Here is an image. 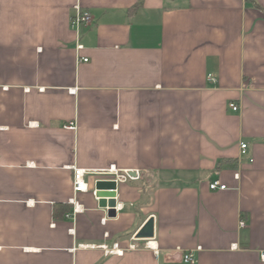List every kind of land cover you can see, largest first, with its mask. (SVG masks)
Masks as SVG:
<instances>
[{"label": "crops", "instance_id": "obj_1", "mask_svg": "<svg viewBox=\"0 0 264 264\" xmlns=\"http://www.w3.org/2000/svg\"><path fill=\"white\" fill-rule=\"evenodd\" d=\"M254 3L264 8L0 0V264H184L188 251L196 264H264V11ZM76 6L91 25L72 27ZM113 165L146 172L119 186L114 218L92 194L105 176L87 175V193L73 183L74 167ZM73 197L81 211L68 217ZM150 218L158 253L135 238ZM114 243L141 249L79 248Z\"/></svg>", "mask_w": 264, "mask_h": 264}, {"label": "built area", "instance_id": "obj_2", "mask_svg": "<svg viewBox=\"0 0 264 264\" xmlns=\"http://www.w3.org/2000/svg\"><path fill=\"white\" fill-rule=\"evenodd\" d=\"M74 9L76 10V13L72 17V20H71V24H72L73 28L78 29L81 26H89L93 23V17L89 11L83 10L80 6H76V7H74ZM83 49H84V46L82 44L77 45L78 51H82ZM83 61L88 62V59H83ZM210 77L213 80V77L212 76H210ZM40 90H43V89H40ZM71 92L76 93V90L72 89ZM230 108L234 112H237L240 110V107L238 105H236L235 103H231ZM247 149H248L247 143H241L242 156L247 154ZM73 170H74V179H73L74 193L76 195L79 193H87L90 191L89 183L87 181V175L92 174V172L95 174H98V175L105 176L107 179L104 181L111 182V183H114L116 185L115 189L108 190L110 192L116 193V196L114 198H112L116 201V206L114 208H109V207L106 208V209H108V212L110 209H114L116 212V215L123 209V205L118 203L117 194H118L119 186L121 184L128 183L130 181H140L146 175V172H142L140 170L122 171V170L117 169V167L115 165H113L107 169L100 170V171H89L86 169H79L76 167H74ZM236 178H239V174L236 175ZM210 188L212 190H218V189L225 190V189H227V186L216 181V182H213L210 184ZM99 191L100 190L97 187L92 191V194L97 201H100L102 199L101 197L98 196ZM108 200H110V198H108ZM70 202H71V204L74 205V210L70 215H68V217H73V216L77 215L81 211V209H80L79 203L77 202L75 197H73L70 200ZM107 220H108V217L103 218L102 223L105 225ZM240 226L242 228H245V227H247V224L245 221H241ZM71 232L74 233V230H72ZM106 236L108 237L109 234L107 233ZM79 248L102 249V250H104V253L107 256H109V255L123 256L126 253V251H136V250L141 249V248L156 250V252L158 253V250L156 249V247H154L152 245V240H144V244L141 246V248L138 247L134 243L130 244L128 249H122L118 243H114L113 245H107V244H104V245H80ZM198 250H200V248ZM262 260L264 262V253L262 254ZM183 262H184V264H196L197 263L196 251L185 252L184 257H183Z\"/></svg>", "mask_w": 264, "mask_h": 264}, {"label": "water", "instance_id": "obj_3", "mask_svg": "<svg viewBox=\"0 0 264 264\" xmlns=\"http://www.w3.org/2000/svg\"><path fill=\"white\" fill-rule=\"evenodd\" d=\"M116 185L107 181H100L97 183V188L100 190L98 196L102 199L100 200L101 208H114L116 206V201L112 198L116 196L115 192H110L108 190L115 189ZM110 198V200H108ZM109 217H116V212L114 209H110L108 212ZM135 238L137 240H153L155 239V223L154 218H150L149 221L144 225V227L136 234Z\"/></svg>", "mask_w": 264, "mask_h": 264}, {"label": "trees", "instance_id": "obj_4", "mask_svg": "<svg viewBox=\"0 0 264 264\" xmlns=\"http://www.w3.org/2000/svg\"><path fill=\"white\" fill-rule=\"evenodd\" d=\"M141 1L139 3H137L133 8L130 9V12H133L137 9H139L141 7ZM254 8L258 9V10H261V11H264V8L262 6H260L259 4L257 3H254Z\"/></svg>", "mask_w": 264, "mask_h": 264}]
</instances>
